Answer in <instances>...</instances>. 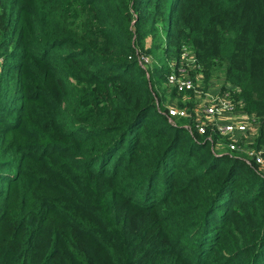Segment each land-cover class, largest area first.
I'll return each instance as SVG.
<instances>
[{"label": "trees", "instance_id": "16d2710c", "mask_svg": "<svg viewBox=\"0 0 264 264\" xmlns=\"http://www.w3.org/2000/svg\"><path fill=\"white\" fill-rule=\"evenodd\" d=\"M184 46L259 149L264 0H0V264H264V172L161 107Z\"/></svg>", "mask_w": 264, "mask_h": 264}, {"label": "built area", "instance_id": "2783aa9c", "mask_svg": "<svg viewBox=\"0 0 264 264\" xmlns=\"http://www.w3.org/2000/svg\"><path fill=\"white\" fill-rule=\"evenodd\" d=\"M137 58L143 66L149 67L152 64V56L148 54H140ZM170 67L171 70L165 80L168 89L175 91L176 94L190 91L199 95L200 99L192 110L186 106L167 107L166 113L169 120L172 121L176 117L192 119L199 133H205L209 128L212 132L226 138L228 151L238 150L239 138L236 135H243L246 140L255 139V132L250 125L254 123L259 126L257 120L244 110V113L248 115L247 118L228 117L229 113L239 110L235 109L232 87L221 88L215 92L207 91L203 85L200 64L192 50L184 46L180 53V61L172 63ZM147 75H149L148 71ZM215 145L218 147L219 143L215 142ZM248 151L245 157L247 163L264 172V145L259 149L252 147Z\"/></svg>", "mask_w": 264, "mask_h": 264}, {"label": "rangeland", "instance_id": "374dc122", "mask_svg": "<svg viewBox=\"0 0 264 264\" xmlns=\"http://www.w3.org/2000/svg\"><path fill=\"white\" fill-rule=\"evenodd\" d=\"M152 63H153V58H152ZM226 87H229V85L225 84V82L222 80L221 75H214L206 88H207V91L215 92L218 89L226 88ZM162 89L164 91V100L161 103L162 108L163 107L179 108L180 106H183V107L186 106L191 110L195 108L197 102L200 99L199 95L194 94L193 92H190V91L176 94L174 93L173 90L168 89L165 83L162 84ZM234 104H235V109H239L235 100H234ZM250 128L253 129V132H255V137H256L257 132H258V126L252 123L250 125ZM263 129H264V126H263ZM236 137L239 138L238 150L234 152L243 157H246L249 152L248 150L254 147L255 139L252 141L246 140V137L243 135H236ZM218 143L221 149L228 150L226 143L224 142V138L222 136L220 137L218 136Z\"/></svg>", "mask_w": 264, "mask_h": 264}, {"label": "crops", "instance_id": "0c3cea01", "mask_svg": "<svg viewBox=\"0 0 264 264\" xmlns=\"http://www.w3.org/2000/svg\"><path fill=\"white\" fill-rule=\"evenodd\" d=\"M228 115H227L228 117H236V118H247V116H248L244 113V111L241 108H239L238 111L235 110V111L229 113Z\"/></svg>", "mask_w": 264, "mask_h": 264}]
</instances>
